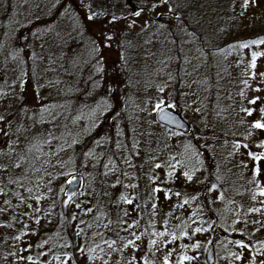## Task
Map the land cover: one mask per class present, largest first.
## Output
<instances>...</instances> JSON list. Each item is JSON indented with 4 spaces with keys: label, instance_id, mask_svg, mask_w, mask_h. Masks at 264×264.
<instances>
[{
    "label": "rangeland",
    "instance_id": "rangeland-1",
    "mask_svg": "<svg viewBox=\"0 0 264 264\" xmlns=\"http://www.w3.org/2000/svg\"><path fill=\"white\" fill-rule=\"evenodd\" d=\"M131 1L149 10L95 17L90 0H0V264H29L31 249L38 260L60 254L67 219L86 227L77 264H165L167 255L174 264L178 246L162 245L163 223L151 224L155 240L139 241L141 212L121 206L124 236L92 197L98 181L115 193L138 190L136 136L146 127L166 135L174 157L153 164L160 182L142 180L144 196L160 187L167 208L197 218L210 210L185 264H202L208 244L214 264H264V129L253 127L264 123V44L250 43L264 38V0L230 11L215 0ZM112 83L128 86L114 100L105 94ZM161 101L181 107L190 135L155 126ZM74 173L88 205L74 198L63 219L60 202Z\"/></svg>",
    "mask_w": 264,
    "mask_h": 264
},
{
    "label": "trees",
    "instance_id": "trees-1",
    "mask_svg": "<svg viewBox=\"0 0 264 264\" xmlns=\"http://www.w3.org/2000/svg\"><path fill=\"white\" fill-rule=\"evenodd\" d=\"M95 1L97 0H94V2ZM121 1L122 2H119V0H108L107 2L109 3L106 5H102L103 8H97V5L93 4V0H90L89 8L90 9H94L95 7L97 8V14H95L96 16L93 15L95 17H101L103 15H105V17L109 16L110 12L115 11L116 9H118V11L114 12L115 13L114 16H116V14H119V13H121L120 15H122L124 9H127V8L128 9L130 8L131 11H133V9H139V8H142L143 10H149L148 8H146V6L145 7H143L142 5L137 6L136 3L132 4L131 0H121ZM117 4H120L121 6H124V7L117 8L115 6ZM215 4L220 5V7L224 5L225 10L230 11L231 8H237L238 6H241L243 8L244 0H215ZM117 20L119 19L116 18L114 22H116ZM16 83L17 82L15 81V78H14L11 81L10 86H14L16 85ZM127 87L128 86L125 84L122 85V84L112 83V85L111 84L108 85L105 91V94L109 96L108 98L110 100L118 99V96H117L119 94L118 91H121V88H127ZM116 88L118 90H115ZM9 90L11 89L8 88L7 93L8 92L11 93V91ZM114 91L117 93L116 94L114 93L113 95L112 92ZM111 97H113V99ZM155 99L158 100V98H155ZM143 103H145V100L143 101ZM114 104L116 108H118L120 105L119 103H116V102H114ZM156 105L157 104H155V106L153 107V117L157 109ZM144 106L145 104L143 105V110H145ZM170 108H172L173 110L183 115L181 111V107L177 108L176 106H173ZM153 122L155 126H157L159 129L165 132L167 131L168 133L182 136L181 134L175 131L166 129L163 126L158 125L154 121V118H153ZM238 122L239 123H237L236 125L240 127L241 122L240 121ZM229 130H232V128H230ZM139 131L140 132L138 133V135L136 134L137 135L136 143L139 145L141 149L142 160H141V165L136 168V170L138 171V175L141 178V181L139 180L137 181V184L139 185L138 190L132 192L129 189H127V190H124V192L118 191L119 193H115L113 190H111V188H109L107 184H103L102 181H98L94 186V192H93L92 197L97 199V202L99 203L101 208L104 209V211L106 210V213L109 214V216L111 215L110 217L114 219L116 218L115 221L117 222L115 223L114 226H112V228L116 231V233H119V234L121 233L122 235L124 234L126 235L128 233V226L126 225V221L120 220L121 217H119V213L122 212V211H119L121 209V206L123 207L126 206L127 210H132L136 214L141 212L140 213L141 216L139 217L137 215L135 218L138 224H139V221L142 223V225L140 224L138 225V228L136 232L134 233V235L139 237V241L142 238H145L146 240L151 241L152 237L155 240L153 233L151 234V231H152L151 224H153L154 219H157V222L159 225L160 223H163L164 229H163V232L161 233L164 236V238H162L163 239L162 245L168 246V244H170V246H172L176 244V246L178 247L175 253H173L170 249V252L174 254V260H173L174 264H185L187 260L192 258L189 255V251L192 249L191 242L193 241V238H195L196 235L198 236V238H201L204 234L205 228L199 227V223L200 224L203 223L202 218L204 220L207 219L205 215L208 214L210 210L207 211L208 207L206 205L205 212L202 213L203 217L197 218L195 217V215L193 216L185 215L184 212L180 209V206H176L174 209L167 208V206H165L167 205V202L164 199L165 197L164 191L160 190V187L157 184L156 186L159 187L158 188L159 191H157L156 187H155L156 190L151 188L152 192L144 196V191L142 190L143 188L142 180L147 179L148 181L149 178L150 179L154 178L157 182H160V180H157L158 176H156V174L154 173V169L156 167H153V164L156 163L157 161L161 163L164 160H166V158L171 159V157H174L173 156L174 153L173 151H170V147H169L170 143L168 142V138H166L165 134L161 132H156L153 128L149 129L148 127L142 128ZM242 134L243 133H241V131L239 130V137H243ZM204 179H205V182H204L205 184L210 182V174L208 173V171H206V176ZM147 185H148V182H147ZM9 192L13 193L11 187L9 189ZM80 198L82 197H80V193H79V195H77L76 197L75 202L80 201L81 203L80 205L83 204V206H87L88 201L87 199H85L86 197L83 199H80ZM127 200H131V203H127L126 202ZM162 207L165 210H167L165 214L167 217L164 216V214L162 215V212H161ZM145 211L146 212L148 211L150 213L149 219L147 217L142 218L143 213ZM59 216L60 218H63L62 215H60V213H59ZM67 221H69V219H67L65 222V226H66L65 233L68 231V243L66 242L64 244V245H67V246H64V250L60 252V254L53 253L54 260L53 258L50 259L47 257L43 261L45 263H42V262H37L38 260H36L37 255H39L38 253L39 249L38 250L31 249L30 253L33 255L32 256L33 260L32 262H29V264L30 263L31 264H49V263L58 264L57 261L60 260V258L62 259V263H65L68 260V264H70L69 261L72 262V264H77L79 260V253H80L78 246H80L81 242L84 240V233H85L86 227L84 223H81V221H77L76 224H72V225H69V222L67 225ZM70 228H73L71 232H69ZM198 228L201 231L197 232L196 229ZM77 233H79V237ZM126 239H127V236H126ZM56 244H57V241L55 242V245ZM66 249H68V252ZM73 256H77V261H74ZM184 257H189V259H184ZM166 258H167V264H173L172 260L168 258V255ZM200 260L202 264H205L204 253L201 254ZM155 264H158V263H155Z\"/></svg>",
    "mask_w": 264,
    "mask_h": 264
},
{
    "label": "water",
    "instance_id": "water-1",
    "mask_svg": "<svg viewBox=\"0 0 264 264\" xmlns=\"http://www.w3.org/2000/svg\"><path fill=\"white\" fill-rule=\"evenodd\" d=\"M155 119L159 124H162L168 128L174 129L176 131L188 134L190 132V126L188 123L176 112L166 108L161 107L157 110L155 114ZM81 182V177L78 175L70 176L68 184L62 199V212L66 214V209L69 201L75 196L78 187ZM85 212L84 209L80 210V214ZM205 262L206 264L214 263V251L212 244H209L205 252Z\"/></svg>",
    "mask_w": 264,
    "mask_h": 264
},
{
    "label": "snow or ice",
    "instance_id": "snow-or-ice-1",
    "mask_svg": "<svg viewBox=\"0 0 264 264\" xmlns=\"http://www.w3.org/2000/svg\"><path fill=\"white\" fill-rule=\"evenodd\" d=\"M163 2H166V0H163ZM248 4H249V0H244V4H243V7H247L248 6ZM153 7H155V5H153ZM170 11H171V9H169ZM93 15H95V14H93ZM135 15H137V16H139L140 15V12H136L135 13ZM93 18V16H89L88 17V19H92ZM115 19V18H114ZM107 39H109V40H111V37H107ZM251 44H264V38H260V39H257V40H253V41H251L250 42ZM239 47H241V48H247V47H249V43H241L240 45H239ZM258 55H260L259 53H256V52H253L252 53V57H253V67H255V59H256V57L258 56ZM163 89H161V91H162ZM252 103H254L255 101H251ZM163 104V101H161V102H158L157 103V105H156V108H160L161 107V105ZM169 107H173V105L172 104H169L168 105ZM262 111H264V110H262ZM100 114L101 115H103V110L100 112ZM251 114V112L249 111V115ZM4 120V116H0V121H3ZM93 123H95V120L93 121ZM253 127L254 128H256V129H264V123H261V122H259V121H257V122H254V124H253ZM5 135H7V133H5ZM73 143H76V141H73ZM96 143L97 144H99L100 143V141H96ZM84 155L87 157V156H89V155H91V152H86V153H84ZM251 155V154H250ZM254 159H256V160H259L260 159V157H253ZM105 167L107 168L108 166L107 165H105ZM156 167H160V165H156ZM174 167V166H173ZM256 172L258 173V169L256 170ZM185 176L187 177V179L188 180H191L192 179V176L190 175V174H188L187 172L185 173ZM113 186H115V185H113ZM216 186L215 185H213V189L215 188ZM30 191V190H29ZM157 191H159V189H157ZM260 195H262V196H264V191H261L260 192ZM38 200H39V197L37 198ZM127 203H131V200H127L126 201ZM187 201H185V203H186ZM5 203H7V201H5ZM77 207H79V204H77ZM0 211H2V209H0ZM89 211H91V209H89ZM253 211H259L258 209H253ZM129 227H131V225H129ZM196 231L197 232H199L200 231V229H196ZM77 235H79V233H77ZM137 239H139V237H137ZM131 243V242H130ZM111 246V245H110ZM127 246V245H126ZM242 246H244V245H242ZM81 251H83V249H81ZM238 259H239V257H237ZM184 259H189V257H184ZM165 264H167V260L165 261Z\"/></svg>",
    "mask_w": 264,
    "mask_h": 264
}]
</instances>
